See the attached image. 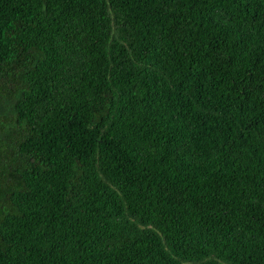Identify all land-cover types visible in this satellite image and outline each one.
Returning <instances> with one entry per match:
<instances>
[{"label":"trees","instance_id":"trees-1","mask_svg":"<svg viewBox=\"0 0 264 264\" xmlns=\"http://www.w3.org/2000/svg\"><path fill=\"white\" fill-rule=\"evenodd\" d=\"M0 264H264V0H0Z\"/></svg>","mask_w":264,"mask_h":264}]
</instances>
